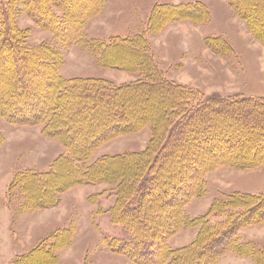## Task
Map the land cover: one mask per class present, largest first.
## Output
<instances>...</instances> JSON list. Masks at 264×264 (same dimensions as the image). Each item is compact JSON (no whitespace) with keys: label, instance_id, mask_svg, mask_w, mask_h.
Returning a JSON list of instances; mask_svg holds the SVG:
<instances>
[{"label":"trees","instance_id":"1","mask_svg":"<svg viewBox=\"0 0 264 264\" xmlns=\"http://www.w3.org/2000/svg\"><path fill=\"white\" fill-rule=\"evenodd\" d=\"M46 1L0 0V115L11 122L43 124L47 134L64 144L48 169H21L15 181L22 187H42V192H48V199L54 201L57 196L53 195V186L61 180L59 190L67 182H109V194L114 195V200L106 211L122 230L102 241L110 251L127 256V264H216L226 251L245 254L239 231L264 223V194L237 192L216 199L210 208V212L220 213L215 216L209 212L190 219L184 205L203 193L205 174L216 166L251 167L264 162V99L204 95L198 89L158 78L159 69L149 64L152 60L143 32L116 35L107 42L90 40L97 61L102 65L114 62L120 68L133 65L140 70L138 81L118 85L104 77H66L58 70V54L44 55L19 36L22 31L14 22L16 3L22 2L35 20L53 32L63 33L65 40L72 43L81 39L79 26L97 13L103 0H92L81 8L72 5L71 0ZM229 1L238 11L255 15L264 33V0ZM48 4L63 10L67 20L74 18L76 25L71 26L62 15L59 19ZM165 5L172 8L173 19L199 22L204 19L199 18L201 13H207L199 2L158 6ZM122 52L135 56L121 58V65L114 55L122 57ZM10 53L16 63L8 60ZM18 75L30 78L17 84ZM159 87L168 92L162 89L161 97L151 94L150 90ZM139 91L146 95L141 96ZM134 97L156 105L134 107L130 104ZM45 98V107L37 110L39 100ZM146 122L152 124L153 130L145 149L104 153L89 161L98 145L123 132L137 130ZM2 142L0 135V147ZM149 215L153 222L146 225L142 218ZM191 224L200 226L197 237L180 247L171 246L169 237ZM71 232V227L56 230L38 250L46 253V247H56L61 236L68 237L70 243ZM24 260H31L28 264L34 261L27 255ZM41 261L37 260V264Z\"/></svg>","mask_w":264,"mask_h":264},{"label":"rangeland","instance_id":"2","mask_svg":"<svg viewBox=\"0 0 264 264\" xmlns=\"http://www.w3.org/2000/svg\"><path fill=\"white\" fill-rule=\"evenodd\" d=\"M91 1L71 0V3L81 8ZM196 2L203 3L207 9V13L199 16L204 17L199 22L173 19L170 6H158ZM16 6L14 22L22 31L19 36L44 55L58 54V70L66 77H104L118 85L138 81L140 70L133 65L120 68L114 62L102 65L97 61L90 40L98 38L107 42L116 35L143 32L151 56L149 60H152L149 64L154 63L159 69L158 78L198 89L204 95L264 99V33L256 24L255 15L238 11L229 0H103L97 13L79 26L81 39L72 43L65 40L63 33L53 32L35 20L22 2ZM49 8L59 19L62 15L71 26L76 25L72 22L74 18L67 20L63 10L53 5ZM214 37L218 39L213 40ZM123 55H114L121 65L124 62L120 60L135 56L131 52ZM11 59L16 63V57L10 53L8 60ZM18 76L17 84L26 82L29 77ZM162 89L163 93L168 92V89ZM162 89L159 87L150 92L161 97ZM139 92L141 96L146 95V92ZM44 101L39 100L37 110L45 107L46 98ZM144 103L145 107L156 105L144 98L134 97L130 101L136 107ZM152 130V124L146 122L137 130L112 137L98 145L89 161L104 153L143 150ZM0 135L3 136L0 147V264H28L31 260L25 261L26 255L34 260L31 264H37V260H42L41 264L130 263L127 256L110 251L102 241L103 237L117 235L122 230L106 211L114 200V195L109 194L112 188L109 182L80 185L67 182L66 186L62 185L65 188L59 190L61 180L53 186L57 200L48 199L50 195L42 192L40 186H20L16 182L18 171L48 169L63 151L64 144L47 134L43 124L11 122L2 115ZM237 192L264 194V162L251 167L223 164L209 170L205 174L203 193L191 197L184 205V211L190 219L208 214L216 199ZM210 215L220 213L210 212ZM142 219L146 225L153 222L150 215ZM65 227L72 229L70 243L68 237L61 236L56 247H46V253L38 250L45 240L53 237L52 233ZM199 227L197 224L182 227L169 237L168 242L173 247L188 244L197 237ZM239 238L245 254L226 251L216 264H264V256L261 258L259 254L261 250L264 252V223L240 229ZM44 255H47L45 260Z\"/></svg>","mask_w":264,"mask_h":264}]
</instances>
